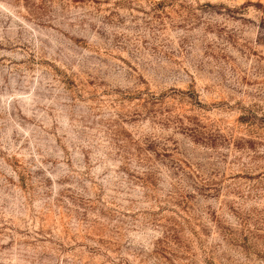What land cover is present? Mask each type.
I'll return each mask as SVG.
<instances>
[{
    "label": "rangeland",
    "instance_id": "374dc122",
    "mask_svg": "<svg viewBox=\"0 0 264 264\" xmlns=\"http://www.w3.org/2000/svg\"><path fill=\"white\" fill-rule=\"evenodd\" d=\"M0 264H264V0H0Z\"/></svg>",
    "mask_w": 264,
    "mask_h": 264
}]
</instances>
